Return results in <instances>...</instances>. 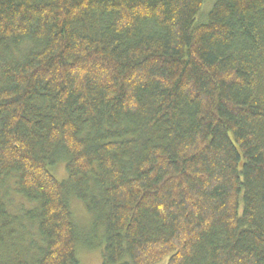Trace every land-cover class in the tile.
Listing matches in <instances>:
<instances>
[{
	"label": "trees",
	"instance_id": "trees-1",
	"mask_svg": "<svg viewBox=\"0 0 264 264\" xmlns=\"http://www.w3.org/2000/svg\"><path fill=\"white\" fill-rule=\"evenodd\" d=\"M212 2L0 0V264H80L73 200L100 264H264V0Z\"/></svg>",
	"mask_w": 264,
	"mask_h": 264
},
{
	"label": "rangeland",
	"instance_id": "rangeland-1",
	"mask_svg": "<svg viewBox=\"0 0 264 264\" xmlns=\"http://www.w3.org/2000/svg\"><path fill=\"white\" fill-rule=\"evenodd\" d=\"M213 0H204L202 12L199 14L197 21H200V17L202 16L203 12L207 13L211 6ZM203 19V17L201 18ZM51 174L58 180H63L64 176V169L61 165H57L52 168H50ZM65 179V178H64ZM13 206L15 207L17 203L19 202V199H13ZM71 204V211L73 216V221L75 222V225L77 226V229L79 231V236L84 235L86 239V243L84 246L76 251V258L79 261L80 264H100L101 261V250L103 248L102 243L97 242L98 237L96 240H93V242H90V229H91V220L89 215L85 212L83 206L80 202L77 200H73L70 202ZM83 230V231H82ZM89 235V236H88ZM159 264H166V260L162 261Z\"/></svg>",
	"mask_w": 264,
	"mask_h": 264
},
{
	"label": "bare ground",
	"instance_id": "bare-ground-1",
	"mask_svg": "<svg viewBox=\"0 0 264 264\" xmlns=\"http://www.w3.org/2000/svg\"><path fill=\"white\" fill-rule=\"evenodd\" d=\"M57 180V179H56ZM74 199V198H73ZM97 224V223H96ZM83 231V230H82ZM103 245V244H102ZM77 257V256H76Z\"/></svg>",
	"mask_w": 264,
	"mask_h": 264
}]
</instances>
